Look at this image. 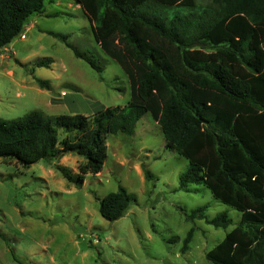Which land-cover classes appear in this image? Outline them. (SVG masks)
I'll use <instances>...</instances> for the list:
<instances>
[{
    "label": "trees",
    "instance_id": "obj_1",
    "mask_svg": "<svg viewBox=\"0 0 264 264\" xmlns=\"http://www.w3.org/2000/svg\"><path fill=\"white\" fill-rule=\"evenodd\" d=\"M76 1L96 44L126 74L129 99L90 115H46L35 109L0 118V157L28 167L76 153L84 158L77 173L61 164L55 168L79 186L86 174L101 171L106 136L131 135L148 112L161 128L165 147L188 160L179 188L203 184L240 212L238 223L207 251L208 264H264V0ZM150 2L192 10L169 18L150 11ZM45 11L44 0H0V49L23 34L32 15H50ZM50 33L65 42L67 35ZM72 50L100 72L91 59ZM50 63L49 57L36 61L37 66ZM35 80L49 88L47 81ZM144 174L151 178L147 170ZM131 200L119 184L100 198L99 212L114 221ZM204 212L199 206L186 216L228 226L224 212L209 219ZM191 233L183 238V249ZM13 258L25 264L14 253Z\"/></svg>",
    "mask_w": 264,
    "mask_h": 264
},
{
    "label": "rangeland",
    "instance_id": "obj_2",
    "mask_svg": "<svg viewBox=\"0 0 264 264\" xmlns=\"http://www.w3.org/2000/svg\"><path fill=\"white\" fill-rule=\"evenodd\" d=\"M44 7L49 16L32 15L23 36L0 49V118L35 109L46 115H90L124 106L130 96L127 76L96 44L79 3L44 0ZM149 10L170 18L192 9L150 2ZM50 32L67 35L65 42ZM46 57L51 58L48 66L36 65ZM35 78L47 81L49 88ZM57 131L61 137L62 129ZM106 145L101 171L86 174L79 186L55 168L61 164L77 173L84 158L76 153L28 167L0 157V264H19L13 253L25 264H208L207 251L238 223L240 212L203 184L179 188L188 160L165 147L161 128L148 112L131 135L109 134ZM144 170L151 174L149 180ZM119 184L132 200L123 216L105 220L99 200ZM199 206H205L207 219L224 212L228 226L189 219L186 214Z\"/></svg>",
    "mask_w": 264,
    "mask_h": 264
},
{
    "label": "crops",
    "instance_id": "obj_3",
    "mask_svg": "<svg viewBox=\"0 0 264 264\" xmlns=\"http://www.w3.org/2000/svg\"><path fill=\"white\" fill-rule=\"evenodd\" d=\"M46 12V11H45ZM48 13V12H47ZM39 15H44V14H39ZM45 16V15H44ZM7 47H4V49H6Z\"/></svg>",
    "mask_w": 264,
    "mask_h": 264
},
{
    "label": "built area",
    "instance_id": "obj_4",
    "mask_svg": "<svg viewBox=\"0 0 264 264\" xmlns=\"http://www.w3.org/2000/svg\"><path fill=\"white\" fill-rule=\"evenodd\" d=\"M21 36H23V34Z\"/></svg>",
    "mask_w": 264,
    "mask_h": 264
}]
</instances>
